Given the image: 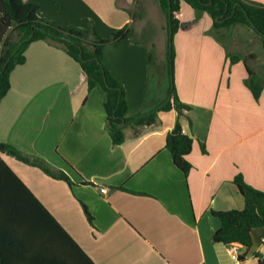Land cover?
I'll use <instances>...</instances> for the list:
<instances>
[{
  "label": "crops",
  "instance_id": "crops-1",
  "mask_svg": "<svg viewBox=\"0 0 264 264\" xmlns=\"http://www.w3.org/2000/svg\"><path fill=\"white\" fill-rule=\"evenodd\" d=\"M25 1L38 4L43 19L93 27L102 38L129 29L127 39L107 45L103 54L123 89L126 118L150 113L166 101L167 86L151 89L160 62L134 36L133 14L146 1ZM178 17L184 26L175 36L174 80L177 97L190 107L179 120L194 139L188 176L166 147L179 118L176 109L160 111L150 126L126 124L125 141L115 145L104 93L89 89L80 64L46 41L28 46L25 63L12 71L11 89L0 103V143L63 171L72 185L2 155L26 188L13 181L0 184L4 264H88L87 259L94 264H257L264 259V227L252 232L250 249L239 245L241 260L230 245L212 240L221 226L212 212L245 206L236 176L264 192V90L256 100L246 87L244 61L263 79L264 64L256 54L231 63L229 54L239 53L218 40L208 13L183 2Z\"/></svg>",
  "mask_w": 264,
  "mask_h": 264
},
{
  "label": "trees",
  "instance_id": "trees-1",
  "mask_svg": "<svg viewBox=\"0 0 264 264\" xmlns=\"http://www.w3.org/2000/svg\"><path fill=\"white\" fill-rule=\"evenodd\" d=\"M183 2L200 14L208 13L214 20L216 30L238 25L248 26L259 35L264 48V4L251 0H159L168 23L167 99L150 113L127 119L128 104L123 89L108 71L103 61V54L107 45L127 39L130 34L129 29L125 28L110 34L107 38H102L93 27H63L54 21L41 18L38 15V4L25 0H0V103L11 89L12 71L18 65L25 63V51L28 46L37 41L54 44L63 48L80 64L88 80L89 89L99 88L104 93L108 129L115 145H121L125 141L124 128L121 127L123 122L133 126H150L157 123L160 111L176 109L179 118L174 129L167 134L166 147L172 154L176 167L188 176L192 165L187 157L193 149L194 139L184 133L179 119L183 110H188L190 107L182 104L177 97L174 80L176 53L173 38L184 26L178 17ZM135 16L136 13L133 14V17ZM132 40L135 41L133 37ZM228 58L231 63H236L242 61L243 57L241 54H229ZM153 61V53L149 51L148 63L151 64ZM244 64L249 75L245 85L254 98L259 100L264 90V79L258 77L246 61ZM4 154L40 167L53 178L72 185L71 179L63 171L51 170L42 160L30 158L7 143H0V184L13 181L25 188L3 160ZM235 183L244 197L245 206L243 209L212 212L221 223L220 228L213 233L212 240L225 245H241L248 250L253 244L254 229L264 227V192L248 185L241 174L236 176ZM84 209L90 222L93 221L90 212L86 207ZM241 259L243 257L239 256V260ZM87 260L88 264H94L91 259ZM0 264H4L2 256H0ZM257 264H264V259L260 257Z\"/></svg>",
  "mask_w": 264,
  "mask_h": 264
},
{
  "label": "rangeland",
  "instance_id": "rangeland-1",
  "mask_svg": "<svg viewBox=\"0 0 264 264\" xmlns=\"http://www.w3.org/2000/svg\"><path fill=\"white\" fill-rule=\"evenodd\" d=\"M143 1V0H142ZM145 7L140 5L136 8L135 13V33L136 39L145 41L150 50L154 53L157 64L151 79V89L161 86L158 90L168 87L167 78V50H168V23L165 13L160 7L159 0H144ZM144 33H149L147 36ZM218 39L223 42L228 50L238 52L243 56L256 54L258 60L264 64V51L262 41L258 34L245 25H238L232 28L217 29ZM146 35V37H145ZM173 38V45L175 43ZM154 46V47H153ZM175 49V47H174ZM158 75V78H157ZM163 93V92H162Z\"/></svg>",
  "mask_w": 264,
  "mask_h": 264
},
{
  "label": "built area",
  "instance_id": "built-area-1",
  "mask_svg": "<svg viewBox=\"0 0 264 264\" xmlns=\"http://www.w3.org/2000/svg\"><path fill=\"white\" fill-rule=\"evenodd\" d=\"M106 191H107L106 189H102V192H106ZM229 250H230L231 254H233L234 256L239 258V245L232 244V245H230Z\"/></svg>",
  "mask_w": 264,
  "mask_h": 264
},
{
  "label": "water",
  "instance_id": "water-1",
  "mask_svg": "<svg viewBox=\"0 0 264 264\" xmlns=\"http://www.w3.org/2000/svg\"><path fill=\"white\" fill-rule=\"evenodd\" d=\"M125 125H126V123L123 122V123L121 124V127H124Z\"/></svg>",
  "mask_w": 264,
  "mask_h": 264
}]
</instances>
